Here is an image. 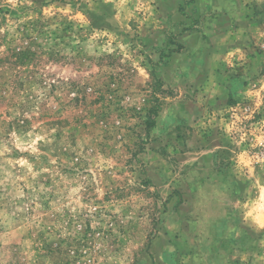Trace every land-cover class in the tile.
<instances>
[{"label":"rangeland","instance_id":"obj_1","mask_svg":"<svg viewBox=\"0 0 264 264\" xmlns=\"http://www.w3.org/2000/svg\"><path fill=\"white\" fill-rule=\"evenodd\" d=\"M0 264H264V0H0Z\"/></svg>","mask_w":264,"mask_h":264},{"label":"crops","instance_id":"obj_2","mask_svg":"<svg viewBox=\"0 0 264 264\" xmlns=\"http://www.w3.org/2000/svg\"><path fill=\"white\" fill-rule=\"evenodd\" d=\"M229 17H230V15H228V18ZM221 19H222V16L218 15V18H215L211 22L210 28H209L210 32L208 34L209 36H212L215 32H219L218 30H220V29L216 28V26ZM224 32H226V31H224ZM223 42L225 45L222 43L220 45V47H218L220 50H218V48L215 47L214 48L215 51L207 53V55L209 57L208 60L206 57V59L204 60L203 63H199L198 61H196L194 63V61H192L193 64L189 66L190 71L188 73H184V72L179 71L180 72V74H179L176 71H174L176 73L172 74V76H171L172 81L185 82L186 86L189 85L191 87L192 83L197 82V77L202 76L203 80H200L201 83L196 85V87L201 89V92L199 94L207 93L209 98L214 97L216 102L219 100L224 101V100L228 99L229 101H231L232 98L235 99L237 97V95L240 93L241 88H242V86H241L242 77L233 76L231 74V70L226 69V66H228V65H227V63H225V61H227V60H224L223 58L221 59V58L217 57L218 60H215L213 62L214 59H212V58L214 57V55L216 56V54H218V53L220 54V56L224 55V58H228L229 55H232V51H228L229 49L234 48L233 50H239L240 48H239V46H235V47H232L233 45L230 46L231 43H228V41H223ZM209 45H210V43L209 44H207V42L204 43L205 48L209 47ZM228 62H229V58H228ZM175 64L178 67V69L182 66V63H179V62H176ZM184 67H187V66H184ZM218 98H220V99H218ZM206 100L204 99V101H206ZM195 105H198V104H195ZM199 105H200V103H199ZM199 107H200V109H199L200 111H202V112L205 111V108H203L202 104ZM171 125L158 124V128L165 127L167 129Z\"/></svg>","mask_w":264,"mask_h":264},{"label":"trees","instance_id":"obj_3","mask_svg":"<svg viewBox=\"0 0 264 264\" xmlns=\"http://www.w3.org/2000/svg\"><path fill=\"white\" fill-rule=\"evenodd\" d=\"M151 124V123H150Z\"/></svg>","mask_w":264,"mask_h":264}]
</instances>
